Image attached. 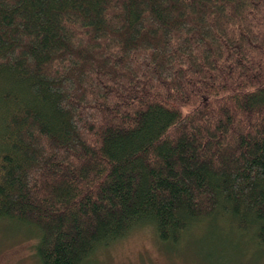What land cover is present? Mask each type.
Masks as SVG:
<instances>
[{
    "label": "trees",
    "instance_id": "trees-1",
    "mask_svg": "<svg viewBox=\"0 0 264 264\" xmlns=\"http://www.w3.org/2000/svg\"><path fill=\"white\" fill-rule=\"evenodd\" d=\"M0 221L38 264L147 225L264 260V0H0Z\"/></svg>",
    "mask_w": 264,
    "mask_h": 264
},
{
    "label": "rangeland",
    "instance_id": "rangeland-1",
    "mask_svg": "<svg viewBox=\"0 0 264 264\" xmlns=\"http://www.w3.org/2000/svg\"><path fill=\"white\" fill-rule=\"evenodd\" d=\"M217 222V220H215ZM19 222L0 221V255L13 256L3 264H38L34 256L36 236ZM192 232L179 248L161 244L150 226L134 229L116 242L98 248L85 264H264L258 250L242 240L223 237L224 242Z\"/></svg>",
    "mask_w": 264,
    "mask_h": 264
},
{
    "label": "flooded vegetation",
    "instance_id": "flooded-vegetation-1",
    "mask_svg": "<svg viewBox=\"0 0 264 264\" xmlns=\"http://www.w3.org/2000/svg\"><path fill=\"white\" fill-rule=\"evenodd\" d=\"M12 256L13 254L9 256L7 253L0 255V264H3L5 261H9Z\"/></svg>",
    "mask_w": 264,
    "mask_h": 264
}]
</instances>
